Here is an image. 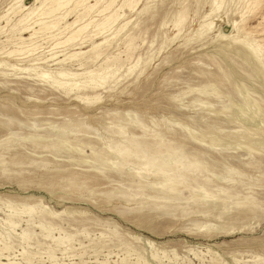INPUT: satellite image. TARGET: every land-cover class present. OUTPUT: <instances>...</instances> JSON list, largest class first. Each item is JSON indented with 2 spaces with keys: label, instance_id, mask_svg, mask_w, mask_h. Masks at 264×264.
Here are the masks:
<instances>
[{
  "label": "rangeland",
  "instance_id": "1",
  "mask_svg": "<svg viewBox=\"0 0 264 264\" xmlns=\"http://www.w3.org/2000/svg\"><path fill=\"white\" fill-rule=\"evenodd\" d=\"M95 4L0 0V264H264V0Z\"/></svg>",
  "mask_w": 264,
  "mask_h": 264
},
{
  "label": "bare ground",
  "instance_id": "2",
  "mask_svg": "<svg viewBox=\"0 0 264 264\" xmlns=\"http://www.w3.org/2000/svg\"><path fill=\"white\" fill-rule=\"evenodd\" d=\"M46 1H49V6L48 8L44 11L43 16H46L48 18V21H44V20H41L39 23H40V27L38 30H44V31H48V30H58V33L60 32V35H63L62 39L58 40V42L55 44V48L60 46V45H64V44H68V43H72V42H75V40L79 37H81L82 33H84V31L87 29V27L92 23L91 20L90 22L88 21L87 24H83V25H77L78 23V20L79 18H76L74 21L68 23L66 22L63 26H59V18L56 19L53 18L57 13L61 12V10L63 9H66L70 4L72 7L71 10L74 11V10H77L78 7L82 6L83 3L87 2L88 0H46ZM96 1V4L101 1V0H95ZM90 2V1H89ZM101 3V2H100ZM95 4V5H96ZM108 4V3H107ZM106 4V5H107ZM95 5H91V6H85L84 7V16H88L87 13L89 14V12L95 7ZM104 6L102 7V9L98 10V14H102L104 12H106L108 9H109V6H110V3L107 5V6ZM126 7V6H125ZM132 7V6H131ZM120 8H124L123 5L120 7ZM128 9H125L123 10L124 11V14H126ZM71 11V12H72ZM42 13V12H41ZM113 14V13H112ZM80 15V14H79ZM78 15V16H79ZM83 15V14H82ZM32 16V15H31ZM77 16V17H78ZM52 17V19H51ZM45 18V17H44ZM46 18V19H47ZM62 19L65 18V14L62 15L61 17ZM60 18V19H61ZM89 18V17H88ZM118 16H115L114 15H105L104 18L98 23L96 24V26L99 28L100 27H105L106 25L108 26V24H114V22L117 20ZM39 19V18H38ZM61 21V20H60ZM38 23V22H37ZM38 23V24H39ZM95 26V27H96ZM32 27V26H31ZM112 27V26H110ZM109 28V27H108ZM30 29V28H29ZM33 29V28H32ZM100 29V28H99ZM23 31H27L28 30V27L22 29ZM42 32V31H41ZM51 32V31H50ZM86 32V31H85ZM40 33V32H39ZM37 34V31L36 30H33V33L28 37V39H22V40H30L32 39V37ZM56 34V33H55ZM54 34V35H55ZM58 35V36H60ZM93 35V34H92ZM57 36V37H58ZM51 37V36H50ZM20 38V37H19ZM56 39V38H55ZM31 43V42H30ZM35 47V46H34ZM95 47V46H94ZM94 49V48H93ZM19 51L21 50H13V51H10L8 52V55H12V54H15V53H18ZM28 53V52H27ZM33 53V52H32ZM86 53V52H85ZM29 54V53H28ZM84 54V53H83ZM32 55V54H30ZM29 55V56H30ZM77 54H74L73 56H75ZM81 55V54H79ZM52 57H55V55L52 54L51 58ZM65 60V59H64ZM64 60L62 61H58V62H63ZM46 75V74H45ZM60 75H66V74H60ZM75 76V75H74ZM92 81V80H91ZM55 83L57 84H61L63 85V83H61L60 81H54ZM77 84V83H76ZM75 84V85H76ZM69 85V84H68ZM74 85V86H75ZM64 86V85H63ZM76 91V90H75ZM250 110V109H249ZM26 208V207H25ZM28 208V207H27ZM32 209V208H31ZM25 210H29V209H25ZM46 210V209H44ZM30 211V210H29ZM32 211V210H31ZM34 208H33V212L34 213ZM27 212V211H26ZM44 212V211H42ZM41 212V213H42ZM49 212V211H48ZM31 213V212H29ZM51 213V212H50ZM52 214V213H51ZM31 216V215H30ZM24 235V234H23ZM22 235V236H23Z\"/></svg>",
  "mask_w": 264,
  "mask_h": 264
}]
</instances>
